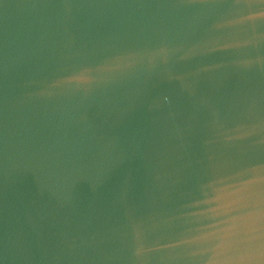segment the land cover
Wrapping results in <instances>:
<instances>
[{
	"label": "water",
	"instance_id": "95a60500",
	"mask_svg": "<svg viewBox=\"0 0 264 264\" xmlns=\"http://www.w3.org/2000/svg\"><path fill=\"white\" fill-rule=\"evenodd\" d=\"M0 264H264V0H0Z\"/></svg>",
	"mask_w": 264,
	"mask_h": 264
}]
</instances>
